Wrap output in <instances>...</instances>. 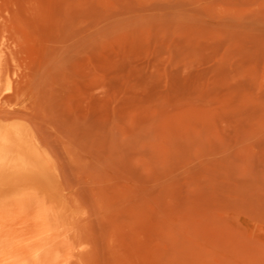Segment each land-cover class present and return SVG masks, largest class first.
<instances>
[{
	"label": "rangeland",
	"instance_id": "374dc122",
	"mask_svg": "<svg viewBox=\"0 0 264 264\" xmlns=\"http://www.w3.org/2000/svg\"><path fill=\"white\" fill-rule=\"evenodd\" d=\"M75 198L88 264H264V0H0V114Z\"/></svg>",
	"mask_w": 264,
	"mask_h": 264
},
{
	"label": "bare ground",
	"instance_id": "6f19581e",
	"mask_svg": "<svg viewBox=\"0 0 264 264\" xmlns=\"http://www.w3.org/2000/svg\"><path fill=\"white\" fill-rule=\"evenodd\" d=\"M86 213L34 124L0 114V264H88Z\"/></svg>",
	"mask_w": 264,
	"mask_h": 264
}]
</instances>
